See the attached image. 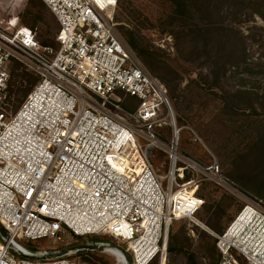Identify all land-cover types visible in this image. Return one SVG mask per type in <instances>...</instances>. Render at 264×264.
Returning a JSON list of instances; mask_svg holds the SVG:
<instances>
[{
	"label": "built area",
	"instance_id": "built-area-1",
	"mask_svg": "<svg viewBox=\"0 0 264 264\" xmlns=\"http://www.w3.org/2000/svg\"><path fill=\"white\" fill-rule=\"evenodd\" d=\"M43 1L58 22L56 46L0 5V264H77V249L61 254L21 242L66 230L108 235L132 264L162 263L173 222L202 208L203 182L242 203L215 235L217 264H264V200L216 160L183 148L167 87L117 32L119 0ZM14 61L38 80L10 112ZM126 97L136 100L131 109ZM156 151L168 158L166 177L152 162Z\"/></svg>",
	"mask_w": 264,
	"mask_h": 264
},
{
	"label": "rangeland",
	"instance_id": "rangeland-1",
	"mask_svg": "<svg viewBox=\"0 0 264 264\" xmlns=\"http://www.w3.org/2000/svg\"><path fill=\"white\" fill-rule=\"evenodd\" d=\"M21 22L35 25L43 45L55 44L56 16L43 0H0ZM11 6H13L11 8ZM117 32L130 48V33L154 54L140 56L149 73L167 87L183 148L206 161L216 160L228 177L264 200V0H119ZM23 23V22H22ZM136 52V51H135ZM7 109L15 112L37 80L24 65L11 62ZM31 72V73H30ZM159 174L169 173L164 153L152 158ZM205 202L193 217L173 222L166 260L150 264H216V233L226 229L242 203L222 187L203 182ZM106 241L108 235L22 240L38 247L74 248ZM71 255L77 264H124L122 254L94 249Z\"/></svg>",
	"mask_w": 264,
	"mask_h": 264
},
{
	"label": "trees",
	"instance_id": "trees-1",
	"mask_svg": "<svg viewBox=\"0 0 264 264\" xmlns=\"http://www.w3.org/2000/svg\"><path fill=\"white\" fill-rule=\"evenodd\" d=\"M0 5H1V8L2 9H5V8H7L6 6H4V4L3 3H1L0 2ZM13 6H11V8H12ZM7 10V13L9 14V15H13L12 14V11L11 12H9L8 11V9H6ZM15 18L17 19V18H19L20 19V17H19V15L18 16H15ZM21 21V20H20ZM23 22V24H25V25H27L26 24V22H24V21H22ZM28 26H30V27H32V28H34V29H36L35 28V25H28ZM57 33V32H56ZM38 37H39V35H38ZM41 42V41H40ZM56 35H55V44H53L54 46H56ZM129 44L133 47V49L136 51V53L137 54H139L140 56H147V55H152V54H154V52L153 51H150L149 49H147V48H145V47H143V46H141L139 43H138V41H137V38L135 37V35H134V33L133 32H131L130 33V36H129ZM50 45V44H49ZM52 45V44H51ZM16 63H19V64H22V63H20V62H18V61H15ZM23 65V64H22ZM31 73V72H30ZM32 74L34 75L35 73H33L32 72ZM36 75V74H35ZM34 75V76H35ZM37 76V75H36ZM35 76V77H36ZM37 78V80H38V77H36ZM37 80L32 84V86H31V88H30V90H29V93H30V91L32 90V88H33V86L36 84V82H37ZM28 93V94H29ZM27 97V96H26ZM132 103V102H135L136 103V100H134L133 98H130V97H126L125 98V100H124V102H123V104H124V106H126L127 108H129V109H131V107L129 106V103ZM71 232V231H70ZM72 233V232H71ZM73 234V233H72ZM75 235V234H74ZM75 236H77V235H75ZM77 237H81V236H77ZM104 241V240H103ZM98 242H102V241H99L98 240ZM216 246H217V239H216ZM64 249V248H63ZM217 249H218V247H217ZM169 250L170 251H172V252H174V253H176V252H178V253H184L185 255H187L188 256V258L191 260V262L193 263V264H197L196 263V261H195V257H194V255H192L190 252H188V251H185V250H183L182 248H177V247H174V246H169ZM86 251H88V252H91V251H89V249H81V250H78V254H80V255H82V254H84ZM219 251V250H218ZM219 257H220V252H219ZM218 261H219V259L217 260V263H218ZM216 263V264H217Z\"/></svg>",
	"mask_w": 264,
	"mask_h": 264
},
{
	"label": "water",
	"instance_id": "water-1",
	"mask_svg": "<svg viewBox=\"0 0 264 264\" xmlns=\"http://www.w3.org/2000/svg\"><path fill=\"white\" fill-rule=\"evenodd\" d=\"M0 230L4 233L2 227H0ZM110 246L119 248L121 250V252H122V255H123L122 258H124L126 260L127 264H132V257L130 255V253L125 248H122L119 245H116L114 243H111ZM69 249H77V250L89 249V250H94V249H105V246L102 245V244H98V243H84L82 245H78V246H76L74 248H69ZM69 249H63L61 254L66 253Z\"/></svg>",
	"mask_w": 264,
	"mask_h": 264
},
{
	"label": "bare ground",
	"instance_id": "bare-ground-1",
	"mask_svg": "<svg viewBox=\"0 0 264 264\" xmlns=\"http://www.w3.org/2000/svg\"><path fill=\"white\" fill-rule=\"evenodd\" d=\"M105 249L107 250H111V251H114L115 253H117L118 255L119 254H122L121 250L117 247H113V246H106Z\"/></svg>",
	"mask_w": 264,
	"mask_h": 264
},
{
	"label": "snow or ice",
	"instance_id": "snow-or-ice-1",
	"mask_svg": "<svg viewBox=\"0 0 264 264\" xmlns=\"http://www.w3.org/2000/svg\"><path fill=\"white\" fill-rule=\"evenodd\" d=\"M109 2H111V3H114V2H115V0H109Z\"/></svg>",
	"mask_w": 264,
	"mask_h": 264
}]
</instances>
